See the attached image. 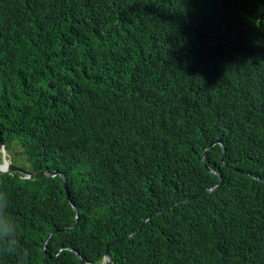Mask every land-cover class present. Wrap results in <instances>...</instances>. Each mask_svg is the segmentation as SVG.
<instances>
[{
  "label": "trees",
  "instance_id": "16d2710c",
  "mask_svg": "<svg viewBox=\"0 0 264 264\" xmlns=\"http://www.w3.org/2000/svg\"><path fill=\"white\" fill-rule=\"evenodd\" d=\"M0 140L26 264H264V0H0Z\"/></svg>",
  "mask_w": 264,
  "mask_h": 264
},
{
  "label": "clouds",
  "instance_id": "9594fccd",
  "mask_svg": "<svg viewBox=\"0 0 264 264\" xmlns=\"http://www.w3.org/2000/svg\"><path fill=\"white\" fill-rule=\"evenodd\" d=\"M220 139V138H219ZM218 140V139H216ZM214 140V141H216ZM221 140V139H220ZM214 141H212V143H214ZM211 143V144H212ZM5 145V144H4ZM210 145V144H209ZM208 145V146H209ZM215 145H219L222 147L223 149V141L221 140V144H215ZM207 146V147H208ZM214 146V145H213ZM212 146V147H213ZM206 150V149H205ZM209 150V149H208ZM207 150V151H208ZM5 151L9 153V151L6 148L5 145ZM206 151V152H207ZM17 152V151H16ZM15 152V153H16ZM14 153V154H15ZM18 153V152H17ZM10 154V153H9ZM22 154V153H20ZM203 154V153H202ZM206 154V153H205ZM12 155V154H10ZM18 156V155H17ZM205 156V155H204ZM204 159V158H203ZM223 159V156H222ZM12 161V159H11ZM202 161V160H201ZM13 163V161H12ZM0 164H2L1 158H0ZM15 165V164H14ZM20 166V165H17ZM207 165H205L206 167ZM21 167V166H20ZM209 167V166H207ZM211 168V167H209ZM213 171H210L212 173H216L214 171L213 168H211ZM208 170V169H207ZM21 175V174H20ZM22 179L25 180H30V179H26L24 176L21 177ZM222 181V179L220 180V182ZM219 182V183H220ZM223 182V181H222ZM218 183V184H219ZM218 184H216L215 186H217ZM222 185V184H221ZM213 186V187H215ZM213 187L208 188L209 191H214L211 190ZM216 190V189H215ZM9 199L7 194L3 191L0 190V257L3 256H14L17 258V264H26L28 256L30 255L26 249L23 247L22 242H21V238L19 236L20 230H21V225L10 215L9 213ZM55 230H59V229H55ZM54 230V231H55ZM53 231V232H54ZM52 233V232H51ZM50 234V233H49ZM48 235V234H47ZM52 236V234H51ZM50 236V237H51ZM49 237V238H50ZM48 239V238H47ZM47 241V240H46ZM44 244V243H43ZM46 244V242H45ZM43 248V247H42ZM69 249V248H68ZM72 249V248H71ZM59 251V250H58ZM43 252V250H42ZM56 255V253L54 254ZM103 261V259H102ZM101 263V262H100ZM88 264V263H87Z\"/></svg>",
  "mask_w": 264,
  "mask_h": 264
},
{
  "label": "water",
  "instance_id": "95a60500",
  "mask_svg": "<svg viewBox=\"0 0 264 264\" xmlns=\"http://www.w3.org/2000/svg\"><path fill=\"white\" fill-rule=\"evenodd\" d=\"M215 144H221V140L218 139V140L214 141V143L210 144L206 148V150L201 155V160L202 161H203V158H204V155H205L206 151L208 149H210ZM17 155H21V154L16 152L14 154V156H17ZM0 158H1V161H2V164H0V174H11V173L21 174L26 179L52 178V177H55V176H61L62 182H63V188H64V190L66 189L65 178H64L63 174H60L58 171H54L52 173L39 174V173L36 172V170H27V169H23L20 166L14 165L12 163V161H11V159H12L11 155L8 152L5 151V145L1 144V140H0ZM206 168L208 170H210V171H213L211 168H209L207 166H206ZM221 184H222V181L217 186L213 187L211 190H215V189L219 188L221 186ZM72 208L75 211L74 205H72ZM75 218L77 220L78 217L76 216ZM56 231H59V230H55L54 232H56ZM137 231H138V229L133 234L128 235V237L133 236ZM54 232H52V233H54ZM52 233L47 235V237L45 238L44 244H43V249L42 250H43V253H44L45 256H47L45 242H46L47 238H49L51 236ZM119 241L120 240L108 243V245L106 247L105 255L103 257V261L101 263H99V264H108L110 262L109 246L112 245L114 242H119ZM69 250L73 252V254L77 258L79 263L87 264L85 262V260L82 258V256L79 255L75 250H73L71 248H69Z\"/></svg>",
  "mask_w": 264,
  "mask_h": 264
},
{
  "label": "rangeland",
  "instance_id": "374dc122",
  "mask_svg": "<svg viewBox=\"0 0 264 264\" xmlns=\"http://www.w3.org/2000/svg\"><path fill=\"white\" fill-rule=\"evenodd\" d=\"M17 152H18V153H21V151H20V150H17ZM17 165H20V160H18V163H17Z\"/></svg>",
  "mask_w": 264,
  "mask_h": 264
},
{
  "label": "flooded vegetation",
  "instance_id": "af4514ba",
  "mask_svg": "<svg viewBox=\"0 0 264 264\" xmlns=\"http://www.w3.org/2000/svg\"><path fill=\"white\" fill-rule=\"evenodd\" d=\"M11 157H12V160H13V155H11Z\"/></svg>",
  "mask_w": 264,
  "mask_h": 264
}]
</instances>
